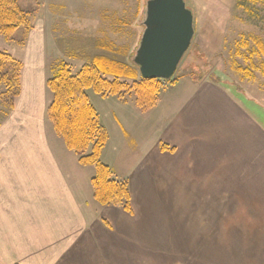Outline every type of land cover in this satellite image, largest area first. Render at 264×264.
<instances>
[{"label": "crops", "instance_id": "1", "mask_svg": "<svg viewBox=\"0 0 264 264\" xmlns=\"http://www.w3.org/2000/svg\"><path fill=\"white\" fill-rule=\"evenodd\" d=\"M37 37L29 39L23 58L16 120L10 115L16 143H3L0 134V264H264V124L256 110L223 82L182 79L164 96L168 106L152 114L154 119L145 115L149 110L135 112L161 126L143 166L123 176L106 157L107 146L101 155L129 181L137 212L103 207L93 197L95 172L84 166L76 171L48 127V47ZM53 74L52 68L50 78ZM19 120L27 124L24 133ZM124 128L118 132L126 135ZM161 145L174 151H162ZM139 146L137 140V154ZM146 184L156 188L160 201L168 195L193 196L196 203L207 197L204 223L189 221L190 241L181 235V225L141 215L138 186ZM199 229L205 234L198 235ZM150 243L158 249L151 252ZM202 244L213 245L215 252L198 251Z\"/></svg>", "mask_w": 264, "mask_h": 264}, {"label": "rangeland", "instance_id": "2", "mask_svg": "<svg viewBox=\"0 0 264 264\" xmlns=\"http://www.w3.org/2000/svg\"><path fill=\"white\" fill-rule=\"evenodd\" d=\"M148 1L18 0L19 8L24 12H30L29 24L8 36L0 34V51L10 54L23 63L29 39L34 36V39L37 40V35L39 39L40 35L43 36L41 39L48 47H46L47 50L45 49L47 76H49L46 78V83L50 79L51 69L57 68L63 63L69 65L73 74H77L84 65L100 57L124 64L133 63L145 29L143 21ZM185 3L194 14L195 35L192 44L175 73L176 79L159 82L160 92L156 105L148 113L137 108V96L133 93L130 98L121 100L113 96L103 98L92 90L88 91L92 104L101 116L102 125L110 131L108 134L111 139L106 145L108 149L106 157L112 160L116 171L118 168L121 170V173H118L120 175L125 176L126 172L135 165L136 168L143 166L142 160L145 158L142 159V157L150 149L161 128L160 125L158 127L153 123L147 124L145 117H138L135 112L143 111V113L146 112L145 115L151 114L148 115V118H151L152 114L160 112V109L168 106L169 103H162L164 96L171 95L168 94L169 91L175 88L174 86L182 79H190L181 77L191 74L192 71L204 73V81L213 78V80L225 82L229 85V90L241 92L240 100L247 107L256 110L253 112L264 124V1L185 0ZM242 69H248L249 76L245 75ZM22 70L20 71V83ZM136 74V79L128 80L130 84L140 81L139 71L138 73L136 71ZM15 81L17 82L16 78ZM173 81L177 82L174 84ZM10 83L13 84L11 94H7L9 90L0 83V134H2L3 143L9 141L13 146L14 132L10 130L12 123L9 121L11 116L16 115L19 96L13 101V109H10L12 94L15 90L18 91L15 88V82ZM47 92L49 103H51L52 93L48 88ZM15 115L14 120L17 118ZM116 118L121 125L115 121ZM20 120L16 122L19 123L18 130L20 133L21 131L24 133L28 127L27 124L22 125ZM46 121L49 123L48 127L52 130L54 138L59 141L62 149L72 157L73 164L76 163L75 170L83 169L78 164L77 157L65 147L63 141L54 133L51 122L48 119ZM121 127H126L124 129L126 131L128 129V134L124 135L122 132H118ZM141 133L144 136H141ZM137 140H140L139 149L142 150L140 154H137ZM168 148L171 150L166 151L171 153L174 151V148ZM87 167H90L86 169L87 171L95 172L94 167ZM71 171H74V166L71 167ZM138 188L143 192V195L139 194L141 198H137L140 202L141 215L144 218L151 216L153 220L161 221L164 225L169 223L181 225V235L188 237L189 241L193 235V227L190 231L188 226L189 221L195 219L199 224L204 223L206 219L207 212L203 209L211 204L208 203L206 196L197 197L198 203L195 202L193 196L174 197L168 195L161 197L160 201L155 187L147 188L146 184V186H138ZM201 200L205 203L203 208H201ZM19 202L23 205L27 204L26 201ZM131 204L133 215L138 208L134 206L135 211L133 212L135 203L132 196ZM154 204L157 212L153 211ZM201 230L204 229H199L198 235L205 234L200 233ZM169 235L167 229H163L161 232L163 238H167ZM158 246L159 244L150 243L148 247L151 252H154ZM167 246L171 247V251L174 250L173 245L167 244ZM218 246L220 249V245ZM213 250H216L213 245H198L200 252H215ZM142 252L146 253L144 250Z\"/></svg>", "mask_w": 264, "mask_h": 264}, {"label": "trees", "instance_id": "3", "mask_svg": "<svg viewBox=\"0 0 264 264\" xmlns=\"http://www.w3.org/2000/svg\"><path fill=\"white\" fill-rule=\"evenodd\" d=\"M29 14L30 12H24L19 8L18 0H0V34L8 36L19 28L27 27ZM22 66L21 61L0 51V83L9 90L7 94L13 87L10 82H15V88L18 89L12 94L10 109H13V101L21 91L19 78ZM54 70L53 76L46 83L52 93V101L47 107L46 116L52 124L54 133L77 157L81 166L94 167L95 176L91 183L95 201L101 206L117 207L131 214L128 180L119 178L111 167L101 160L102 152L109 141V134L101 123L88 91L92 90L103 98L113 96L121 100L130 98L133 93L137 96V107L148 111L156 105L161 81L141 77L140 81L130 84L128 80L136 79V71L137 73L139 71L134 63L124 64L101 57L84 65L77 74H73L66 63L60 64ZM242 72L247 76L250 74L248 69H242ZM203 74L192 71L181 78L189 77L199 83L205 79ZM209 81L216 80L211 78ZM176 82L173 81L174 84ZM168 149L165 145L161 147L162 151Z\"/></svg>", "mask_w": 264, "mask_h": 264}, {"label": "water", "instance_id": "4", "mask_svg": "<svg viewBox=\"0 0 264 264\" xmlns=\"http://www.w3.org/2000/svg\"><path fill=\"white\" fill-rule=\"evenodd\" d=\"M143 25L133 63L143 79L169 80L192 44L194 15L185 0H149Z\"/></svg>", "mask_w": 264, "mask_h": 264}]
</instances>
